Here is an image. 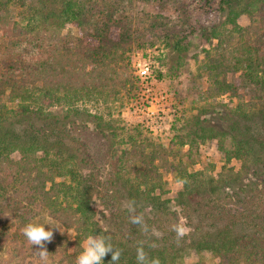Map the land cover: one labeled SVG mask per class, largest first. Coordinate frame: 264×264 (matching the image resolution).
<instances>
[{
    "label": "trees",
    "instance_id": "obj_1",
    "mask_svg": "<svg viewBox=\"0 0 264 264\" xmlns=\"http://www.w3.org/2000/svg\"><path fill=\"white\" fill-rule=\"evenodd\" d=\"M203 2L225 13L222 23L199 28L209 42L217 40L206 55L215 88L252 94L227 114L225 128L203 125L199 111L188 134L164 145L137 127L116 140L106 124L112 137L106 164L86 146H71L68 113L48 109L63 103L74 112L78 101L134 85L119 77L117 65L157 39L187 48L186 29L197 30L189 15ZM241 15L248 17L244 26ZM68 23L77 32H63ZM28 115L40 122L24 123ZM92 118L103 127L101 115ZM190 134L216 140L223 158L216 174L189 170L196 160L191 153L183 160L174 147ZM163 171L182 183L173 204ZM0 211L8 213L0 217L6 263L18 250L37 248L22 234L24 224L51 218L72 232L56 241L62 264H75L85 238L104 230L121 250L118 264H137L141 242L159 264H187L191 250L209 252L217 264H264V0H0ZM178 222L187 227L179 238L172 230ZM110 262L111 253L103 264Z\"/></svg>",
    "mask_w": 264,
    "mask_h": 264
},
{
    "label": "rangeland",
    "instance_id": "obj_2",
    "mask_svg": "<svg viewBox=\"0 0 264 264\" xmlns=\"http://www.w3.org/2000/svg\"><path fill=\"white\" fill-rule=\"evenodd\" d=\"M217 6L213 3L200 4L196 11H193L190 17L191 24L197 28L186 29L187 48L180 51L175 47V40L171 37L167 40L157 39L152 45L135 48L130 52L129 62L125 59L117 65L116 71L119 77L127 76L135 84H127L125 88H121L118 94L109 97H101L99 99L78 101L72 105L74 112H67L66 104L52 105L48 110L53 114L63 117L68 113L66 118L69 125H73L74 136L76 139L71 141V146L76 148L82 145L88 149L93 160H97L106 164L111 150V130L106 124L114 128L116 131V140H119L125 134V131L133 132L137 127L145 137L153 138L159 143L168 145L175 136L188 134L190 129L191 117L201 111L200 117L203 125H209L216 128H225L227 114L232 111L239 103L247 102L252 94L243 87H237L235 91H217L215 88L214 78L208 73L206 68L207 52H212V47L217 40L208 41L207 37L200 32L201 26H210L223 22L225 13L216 9ZM240 25L248 23V17L241 15L238 18ZM72 30L77 32L72 24H66L63 32ZM142 57L149 62L154 74L160 80L159 88L167 89L170 98L168 100V113L165 118L164 129L160 136H153L143 126H138L137 122L130 118L132 114L127 112L126 106L139 96L141 93L138 85V78L134 73L132 62L135 58ZM161 73V76L157 75ZM240 72L226 75L227 81H232L233 77L237 78ZM129 92V93H128ZM101 115L105 122L102 126L97 125V120L92 116ZM180 118V119H179ZM24 123L29 121L38 124L39 118L34 116H25L22 119ZM72 129V127H71ZM109 129V130H108ZM114 132V131H113ZM190 136V137H189ZM183 139L186 143L179 145V140H176L174 147L180 149V156L183 160L189 162V153L196 160L195 164L189 163V170H206L216 174L223 163L222 153L218 150L216 140L211 138L201 139L193 135H189ZM228 143V142H227ZM121 146V145H120ZM191 148V149H190ZM190 151V152H189ZM85 156V155H84ZM237 167L238 162L233 161ZM163 179L167 197L172 200L177 192L182 188L181 181L174 177L171 171H163ZM98 210L97 218L100 220L102 215L99 211L97 200L93 203ZM8 215L7 212L0 211V217ZM49 227L46 225V228ZM187 229V227L185 226ZM61 232L57 228H53V238L50 242H45V247L48 251L47 256L41 259L36 250H28L26 253L20 250L17 251L15 257L6 263L9 258L8 253L0 255V264H62L60 256V248L56 245L59 237L71 238L72 232L61 226ZM52 251V253H51ZM32 254V256L30 255ZM32 257V258H31ZM26 260L25 262H23ZM199 260H204L207 264H217V259L209 252L189 251L184 256V261L187 264H195ZM236 264H244L238 262Z\"/></svg>",
    "mask_w": 264,
    "mask_h": 264
},
{
    "label": "clouds",
    "instance_id": "obj_3",
    "mask_svg": "<svg viewBox=\"0 0 264 264\" xmlns=\"http://www.w3.org/2000/svg\"><path fill=\"white\" fill-rule=\"evenodd\" d=\"M129 211L132 212L133 209L129 205ZM134 223H139L138 220H133ZM46 225L49 227L46 228ZM53 228L59 229L61 232V224L54 221L51 218H44L43 220L39 218H32L28 220L23 228L22 234L27 239V241L33 246H38V251L36 254L44 259L48 251L45 247V242H50L53 238ZM172 230L176 233L177 237H182L186 228L183 222H178L172 225ZM107 230L95 235H88L83 243L81 244V251L75 259V264H103L104 257L111 253L110 264H118L121 257V250L113 247L111 242V236L104 234ZM136 260L137 264H159L157 258H150L143 249V244L141 242L136 250Z\"/></svg>",
    "mask_w": 264,
    "mask_h": 264
},
{
    "label": "built area",
    "instance_id": "obj_4",
    "mask_svg": "<svg viewBox=\"0 0 264 264\" xmlns=\"http://www.w3.org/2000/svg\"><path fill=\"white\" fill-rule=\"evenodd\" d=\"M132 67L141 93L126 106L127 112L132 114L133 118L130 119L139 123L153 136H160L168 113L170 94L167 89L159 88L160 80L145 58H135Z\"/></svg>",
    "mask_w": 264,
    "mask_h": 264
}]
</instances>
